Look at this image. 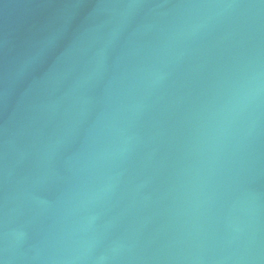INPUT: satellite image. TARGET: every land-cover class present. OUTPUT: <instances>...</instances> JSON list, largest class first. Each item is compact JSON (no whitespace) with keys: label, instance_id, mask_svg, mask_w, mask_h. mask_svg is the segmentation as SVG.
<instances>
[{"label":"water","instance_id":"1","mask_svg":"<svg viewBox=\"0 0 264 264\" xmlns=\"http://www.w3.org/2000/svg\"><path fill=\"white\" fill-rule=\"evenodd\" d=\"M0 264H264V0H0Z\"/></svg>","mask_w":264,"mask_h":264}]
</instances>
